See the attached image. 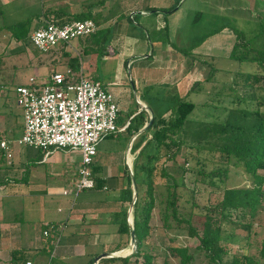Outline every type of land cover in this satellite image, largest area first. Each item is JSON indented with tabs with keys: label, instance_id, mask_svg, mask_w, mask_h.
<instances>
[{
	"label": "crops",
	"instance_id": "0c3cea01",
	"mask_svg": "<svg viewBox=\"0 0 264 264\" xmlns=\"http://www.w3.org/2000/svg\"><path fill=\"white\" fill-rule=\"evenodd\" d=\"M115 3L122 9L119 15L110 12L114 10L113 6L116 7ZM150 6H154L156 11ZM82 12L97 15L99 27H114V37L109 43L108 52L101 58L111 56L116 59L117 74H121L128 65L131 85L138 89L133 101L131 89L127 85L115 88L117 81L101 80L118 104V125L120 131L126 133L127 146L122 150L123 158L108 151L109 154L107 152L101 163L100 153H106L103 139L110 134L97 143V158L95 156L92 166L96 183L94 189L111 188L108 196L102 199L89 195L86 197V194L83 197L79 194L74 199L72 193L63 192L64 189H72L76 179L80 161L78 150L64 147L45 151L22 145L13 152L10 146L7 150L0 147V264H27V260L31 261L30 264H88L91 258L94 262L98 253L111 250L110 246L119 241L114 238L118 231L117 223L112 218L113 213L122 206L119 199L121 190L129 185L132 187V179L129 182L131 172L135 173L134 178H142L141 164L146 158L145 153L152 149L146 143L148 136L140 140L139 135L147 121L138 130L122 127L140 111L149 117L147 106L155 115L162 114L164 102L161 96L168 95L172 86L180 95L189 97L197 91L196 83H200L201 78L196 76L200 64L192 59V55L196 57V49L191 54H185L164 39L167 32H162V29L166 28L167 23L164 12L154 2L0 0V21L7 18L13 20L8 23L12 24L31 17L27 24L30 28L38 26L44 18L54 17L59 22H65L75 19ZM17 14L25 15L17 19ZM8 24L0 23V29H6L0 32V40L7 33L16 35L11 32L13 28L7 27ZM144 28L151 30L152 37H145L141 31ZM64 51L68 52L66 56L74 55L66 47L62 48V53ZM99 57L94 52L79 55V70L91 78L99 79L94 67L95 58ZM0 59H3L1 55ZM50 70L57 69L50 65ZM36 74L39 75L38 71ZM120 112L128 115L122 119ZM20 119L22 131V116ZM75 161L78 165L73 170L72 163ZM53 210L59 217L48 219L54 216ZM128 218L132 219L131 213H128ZM46 223L60 224L61 228L45 236L42 231ZM124 248L128 247L121 249Z\"/></svg>",
	"mask_w": 264,
	"mask_h": 264
},
{
	"label": "rangeland",
	"instance_id": "374dc122",
	"mask_svg": "<svg viewBox=\"0 0 264 264\" xmlns=\"http://www.w3.org/2000/svg\"><path fill=\"white\" fill-rule=\"evenodd\" d=\"M149 1L151 3L154 2L164 12L163 15L165 16L167 25L166 28L164 27L162 29V32H167L166 40L176 48L188 47L195 38L207 33L217 25L225 24L222 30L206 36L195 47L196 51L194 50V52H196V57L194 56L193 61L196 64H200V68L196 70V76H199L201 79L200 83L195 85L197 91L191 93L189 96L191 100L197 103V107L194 109L192 116L202 119L211 118L222 120L227 115L229 107L236 103H239L241 106H253L255 99L248 98V96H254V93L264 86V78L257 75V79L255 78L252 83L251 80H247V83L249 82L250 85L244 83L240 75L236 73L254 71L259 73V67L254 62L239 61L229 57L228 51L234 39L233 28L243 30L246 35L254 33L256 29V22L254 20L261 11V0H183L182 4L179 3L181 1L179 0L171 10L169 8L176 0ZM115 5L116 7L113 6L114 10L111 9L110 12H115L116 15H119L122 9H120L118 3H115ZM198 11H201V13L198 14ZM24 15L17 14L15 18L18 19ZM91 16L96 17L97 15L92 14ZM11 22L13 20L7 18L0 21L1 25ZM4 30L6 31V29H0V32ZM32 30L33 28L26 25L24 28L15 27L11 32L16 33V35L27 32L29 36ZM112 30L114 34V27ZM141 31L144 32L146 38L152 37L150 29L144 28ZM16 35L7 33L2 35L0 40V55L3 57L2 61L0 59V137L6 138L9 141L10 149L13 152L22 146L16 141L21 132L22 125L20 119L22 116V108L16 102V86L18 84L29 83L30 76H35L37 81L46 79L51 71L50 65L57 70L64 71L66 66H68V56H64L62 48L65 49L66 47L67 50L70 49L74 55L81 56L84 54L82 53V45L84 42H80L78 38L70 40L66 46L58 43L56 45L57 47L54 46V48L47 52L41 51L36 53L33 43L24 44L23 40L18 39ZM61 44L62 46H59ZM86 57L84 61L87 60ZM116 65L117 60L111 56L102 59L100 55L98 59L95 58L94 62V67L100 80L103 82L112 79L117 81L116 86H114L115 88H123L124 85H127L131 89L134 101L138 89L131 85L129 66L126 65L123 72L117 74ZM212 68L213 71H210ZM36 71H38L39 75L36 74ZM229 85L232 87H228ZM262 91L264 92L263 88ZM236 94L239 99H233ZM242 96L247 99H243ZM119 115L123 119L128 114L126 112H120ZM118 122L117 120V124ZM103 141L106 146L103 150L106 153H100L99 160L101 163L105 160L104 157L108 151L117 157L121 156L123 158L122 150L127 146L128 142L124 131H120L119 129L112 133V135L106 136ZM172 150H174L173 147L169 148L167 153L170 154ZM167 153H165V150H162L156 162L157 168L154 173L156 192L160 193L164 191L165 180L171 181L169 177L167 178L160 174L159 168L163 165L166 167L167 172L175 176L178 181L184 180L185 184L179 187L181 194L179 206L181 211L187 215L192 212V223L198 228L201 226L202 217L198 214L196 206H191V201L200 205L199 208L204 205H211L221 198L222 191L219 188L222 186H249L252 184L241 165L223 162L224 160H221L217 152L208 150L197 151L194 147H182L174 158H170ZM77 165L76 161L73 162L72 169L75 170ZM223 167L228 168L227 176L223 177V174L219 176L216 173H212L213 170L217 168L222 169ZM107 181L106 183L108 184L109 182ZM94 187L84 188L78 195L80 194L83 197L86 194V197L89 195L90 197L102 199L111 192V188L104 190L94 189ZM78 195L73 196V198L76 199ZM53 212L54 216H50L48 219L59 217L56 210H53ZM260 217L262 218L260 226L255 221L253 224L254 229H251L253 231L252 234L257 239H260L261 233L264 231V209L260 211ZM150 223L152 228L150 234L145 239V247L154 254L151 264H177L178 259L175 255L169 253L168 245H188L191 250H195V245L198 242L195 236L188 235L184 229H163L161 204L158 202L153 208ZM172 223L175 224V221L172 220ZM222 227L225 228L222 231V235L224 236L227 234L226 229L228 231L230 225L228 222L223 221ZM233 232H235L234 236H228L226 238L224 236L222 238L223 243L229 246L230 252L240 253L246 251L245 238H243L246 230L237 227L234 228ZM173 236H176L174 240L169 239V237ZM120 237L121 234L116 232L115 240H120ZM115 244H112L110 248ZM126 247L128 248H120L118 253H129L134 249L129 244V241ZM141 260V257H139V261ZM196 262L204 264L200 255L197 257Z\"/></svg>",
	"mask_w": 264,
	"mask_h": 264
},
{
	"label": "trees",
	"instance_id": "16d2710c",
	"mask_svg": "<svg viewBox=\"0 0 264 264\" xmlns=\"http://www.w3.org/2000/svg\"><path fill=\"white\" fill-rule=\"evenodd\" d=\"M178 2L179 0H176L169 10L175 7ZM149 8L156 11L154 6ZM260 10L254 20L256 29L253 34L246 35L243 30L233 28L234 39L228 56L239 61L254 62L260 71L259 73L255 71V73L237 72L236 74L240 75L244 83H247V80H251L252 83L255 78L257 79V75L264 78V0H261ZM197 13L200 14L201 11ZM91 15L82 12L75 16V19L92 18L98 26L94 32L79 37L78 40L84 42L82 53L94 52L100 56L108 52L109 43L114 37L113 27H99V19L97 16L92 17ZM30 19L31 17H27L24 20L8 24L7 27L24 28ZM224 25L223 23L213 27L207 33L195 38L188 47L178 49L185 54L193 53V49L206 36L222 30ZM16 37L22 39L24 44L31 42L27 32L17 34ZM164 39H167L166 33ZM62 44L66 45L67 43ZM35 51L36 53L41 52L36 47ZM67 53V51L63 52L65 55ZM67 64L73 70L78 71L80 69L79 55H68ZM210 71H213V68ZM248 83L247 85H250ZM228 87L232 86L229 85ZM262 88L264 89V86ZM262 88H259L254 96H248V98L255 99L253 106H241L236 103L229 107L227 115L222 120L193 117L192 114L197 103L185 95H180L173 86L168 95L161 96L164 102V112L159 115L154 114L152 123L139 134L140 140L150 135L146 143L152 149L145 153V162L141 164L142 178L138 180L135 177L136 199L131 210L135 235L134 249L126 255L102 257L97 264H151L154 254L146 249L145 239L152 228L150 220L157 202L161 204L163 229H184L188 235L195 236L198 240L195 250H191L188 245L167 246L169 253L177 257V264H202L196 262L199 255L204 264H264V231L261 233L260 239H257L251 230L254 229L255 221L260 226L262 221L260 211L264 209V172H262L264 170V92ZM233 99H239L238 95L236 94ZM243 99L247 98L243 97ZM148 118V115L140 111L129 120L127 128L138 130L145 121H148ZM172 147L174 150L170 154L167 153ZM182 147H194L197 151L208 150L219 153L221 160H224L223 162L241 165L252 183L249 186H222L219 188L222 191L221 198L211 205L208 204L199 208L200 205L191 201V206H196L198 214L202 217L199 228L192 223V212L187 215L181 211L179 206L181 197L179 187L185 184L184 180L178 181L175 176L167 172L163 165L160 166L159 172L162 176L169 177L171 181L165 180L164 191L156 192L154 173L157 168L156 162L162 150H165L170 158H174ZM227 171L228 168L223 167L213 170L212 173L219 176L223 174L225 177ZM129 182L131 183L130 177ZM132 194L133 189L130 185L121 190L119 199L122 206L113 213L114 218L112 220L117 223L118 233L125 238L117 241L111 250L126 247L130 240L128 207ZM172 220L175 221V224L172 223ZM223 221L230 225V230L227 231L226 229L225 238L235 235L234 228L246 230L243 236L246 251L230 252L229 246L223 243L222 231L225 229L222 227ZM174 238L176 236L169 237L171 240ZM229 254L230 256H228ZM139 257H141V261H139ZM88 264H93V258L89 260Z\"/></svg>",
	"mask_w": 264,
	"mask_h": 264
},
{
	"label": "built area",
	"instance_id": "2783aa9c",
	"mask_svg": "<svg viewBox=\"0 0 264 264\" xmlns=\"http://www.w3.org/2000/svg\"><path fill=\"white\" fill-rule=\"evenodd\" d=\"M96 29L92 18L59 22L49 17L33 28L29 36L37 49L47 52L58 43H69ZM16 102L22 108L23 120L17 143L45 151L64 147L78 150L80 163L76 179L72 189L63 192L75 197L84 188L94 187L91 166L97 154V143L121 128L117 124L118 104L104 83L85 75L82 70L66 66L64 71H51L43 81L30 76L29 83L18 84ZM0 147L9 149L6 138L0 140ZM60 228V224L46 223L42 232L49 236Z\"/></svg>",
	"mask_w": 264,
	"mask_h": 264
},
{
	"label": "water",
	"instance_id": "95a60500",
	"mask_svg": "<svg viewBox=\"0 0 264 264\" xmlns=\"http://www.w3.org/2000/svg\"><path fill=\"white\" fill-rule=\"evenodd\" d=\"M181 2H182V0L179 3H181ZM147 109L149 110V118H148L147 123H145L143 125V127L141 128V131H144L152 123L153 118H154V113L150 109L149 106H147ZM130 176H131V179H132L133 194H132L131 202H130L129 207H128V213H131L133 204H134L135 199H136V183H135L134 174L131 172ZM128 221H129V233H130L129 244L131 245L132 248H134V246H135V235H134V229H133V226H132V219L130 220V218H128ZM129 253H125V254H121V255H126V254H129ZM113 255H120V253H118V250H105L103 252H100V253H98L95 256L93 264H97L98 260L100 258H102V257H109V256H113Z\"/></svg>",
	"mask_w": 264,
	"mask_h": 264
}]
</instances>
